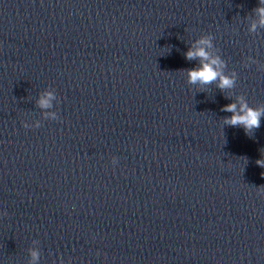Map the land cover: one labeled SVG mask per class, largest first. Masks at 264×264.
<instances>
[{
    "label": "water",
    "instance_id": "water-1",
    "mask_svg": "<svg viewBox=\"0 0 264 264\" xmlns=\"http://www.w3.org/2000/svg\"><path fill=\"white\" fill-rule=\"evenodd\" d=\"M258 6L0 0V264H264V116L222 111L264 108Z\"/></svg>",
    "mask_w": 264,
    "mask_h": 264
},
{
    "label": "clouds",
    "instance_id": "clouds-1",
    "mask_svg": "<svg viewBox=\"0 0 264 264\" xmlns=\"http://www.w3.org/2000/svg\"><path fill=\"white\" fill-rule=\"evenodd\" d=\"M260 5H264V0H260ZM258 16V23L261 27H264V6H258L254 10ZM257 27L256 23L251 25L250 30L255 31ZM211 41L207 37H202L196 44L185 53V58L188 60L199 59L200 65L187 70L188 82L191 84H210L213 81L219 80L217 87L221 90L231 88L234 85V76L229 77L224 75L222 68L224 67L223 61L219 57H212L207 51L210 48ZM53 98V93L46 92L39 100V106L41 108H47L50 106V100ZM239 110H237V104L231 103L225 105L222 111L230 112L232 115L224 119V123L229 126H242L245 133L249 136L253 133L254 129L260 127L261 116H264V108L250 107L243 97H239ZM38 126V125H37ZM25 128L29 126L24 125ZM262 158L255 161L256 165L264 168V154L261 153ZM264 175V173H262ZM32 260L35 262L38 260L39 253L35 250L31 252Z\"/></svg>",
    "mask_w": 264,
    "mask_h": 264
}]
</instances>
